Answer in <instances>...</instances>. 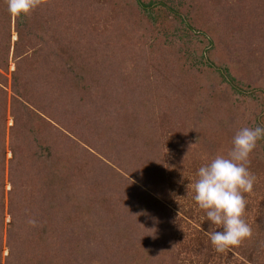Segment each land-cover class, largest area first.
<instances>
[{
    "label": "rangeland",
    "instance_id": "374dc122",
    "mask_svg": "<svg viewBox=\"0 0 264 264\" xmlns=\"http://www.w3.org/2000/svg\"><path fill=\"white\" fill-rule=\"evenodd\" d=\"M59 1L0 59V264H264V139L251 238L217 253L191 189L264 126V0Z\"/></svg>",
    "mask_w": 264,
    "mask_h": 264
},
{
    "label": "clouds",
    "instance_id": "9594fccd",
    "mask_svg": "<svg viewBox=\"0 0 264 264\" xmlns=\"http://www.w3.org/2000/svg\"><path fill=\"white\" fill-rule=\"evenodd\" d=\"M38 4L39 0H7L9 15L14 17L30 14ZM262 139L264 126L240 128L228 154L217 155L201 166L191 185L198 208L216 226L215 231H206L205 235L217 253H225L252 236L251 227L242 218L247 206L244 194L250 193L256 183L257 178L248 165L257 142Z\"/></svg>",
    "mask_w": 264,
    "mask_h": 264
},
{
    "label": "trees",
    "instance_id": "16d2710c",
    "mask_svg": "<svg viewBox=\"0 0 264 264\" xmlns=\"http://www.w3.org/2000/svg\"><path fill=\"white\" fill-rule=\"evenodd\" d=\"M55 1L57 0H39V4L38 6L28 15L26 16H22V17H14V16H11L9 15V12H8V6H7V0H0V36H3V39L1 41V44H0V59L6 61V58L8 57V51H9V46L11 44V41H10V33H11V24H12V17H14V20H13V25H14V30L17 34V41L16 43H14V46L15 48H17V46L20 44V43H23L24 42V39H28L29 41V44H32V43H38V42H44V37L42 36H37L36 34H34L33 32H29L28 31V35L27 37H25L24 35V28H28V26L30 27L31 24H35L33 20H29L28 16L30 17V15L34 12V14L37 12V11H48L50 12V8H56V7H59L56 6V7H53V5L56 3ZM65 0H60V6L64 3ZM137 2V5L139 7V9L144 12V14H146L147 16L151 17L152 13H153V9H152V6L154 4L152 3H148V4H144V5H141L138 0H136ZM164 7V6H163ZM62 8V6L60 7ZM165 10L169 13V14H173L171 12V9H167L166 7H164ZM160 11V10H158ZM154 16V15H153ZM152 16V17H153ZM174 17H176V15H173ZM50 17H47L46 21L44 22V25L47 24V22H49L50 20ZM154 17H153V23H154ZM40 23V22H39ZM19 43V44H18ZM31 47H36L38 45H30ZM69 66V63L67 64ZM17 71L18 69H16V72H14L12 74L13 78H14V83L15 81L18 79L17 77ZM13 90L16 91L15 88H13ZM14 101L12 103V105H14ZM27 117H30V113L32 114V112H30V110H28L26 112V109H25V112Z\"/></svg>",
    "mask_w": 264,
    "mask_h": 264
}]
</instances>
